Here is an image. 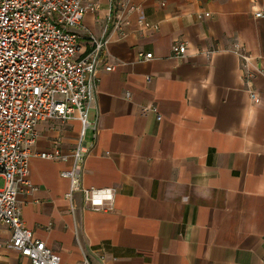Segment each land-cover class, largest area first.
I'll use <instances>...</instances> for the list:
<instances>
[{
	"label": "crops",
	"instance_id": "0c3cea01",
	"mask_svg": "<svg viewBox=\"0 0 264 264\" xmlns=\"http://www.w3.org/2000/svg\"><path fill=\"white\" fill-rule=\"evenodd\" d=\"M92 1L79 32L105 39L112 70L97 76L81 183L113 200L93 211L76 193L70 210L60 172L80 124L41 121L35 151L66 158H30L23 224L59 264H264V0ZM8 239L0 223V264H29Z\"/></svg>",
	"mask_w": 264,
	"mask_h": 264
},
{
	"label": "built area",
	"instance_id": "2783aa9c",
	"mask_svg": "<svg viewBox=\"0 0 264 264\" xmlns=\"http://www.w3.org/2000/svg\"><path fill=\"white\" fill-rule=\"evenodd\" d=\"M96 8L92 0H0V223L8 227V246L29 264L60 263L59 257L25 227L17 203L19 187L29 186L31 157L49 161L66 158L58 149L35 151L39 122L77 120L80 124L71 166L60 172L69 181L65 199L70 210H74L76 193L84 207L93 211L110 208L113 200L110 190L85 188L81 183L84 159L96 130L89 110L97 76L101 68L112 70V66L102 65L105 39L93 35L84 38L79 32L86 12ZM198 16L208 17L209 13ZM115 18V27H119L121 14ZM137 25L142 30L156 28L143 19ZM185 50L184 44L174 43L171 56L182 58ZM138 57L149 60L152 55L138 53ZM248 94L252 102H258L252 90ZM87 132L91 133L88 141ZM82 256L80 264H92L89 255ZM97 258L101 263L105 260L104 254Z\"/></svg>",
	"mask_w": 264,
	"mask_h": 264
}]
</instances>
